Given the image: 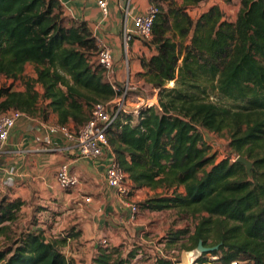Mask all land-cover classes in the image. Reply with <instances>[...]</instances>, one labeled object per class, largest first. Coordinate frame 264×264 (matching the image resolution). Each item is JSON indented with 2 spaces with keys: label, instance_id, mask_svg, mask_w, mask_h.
Here are the masks:
<instances>
[{
  "label": "trees",
  "instance_id": "16d2710c",
  "mask_svg": "<svg viewBox=\"0 0 264 264\" xmlns=\"http://www.w3.org/2000/svg\"><path fill=\"white\" fill-rule=\"evenodd\" d=\"M151 1L166 7L154 4L152 37L145 41L155 53L140 59L139 75L156 89L157 105L140 109L135 122L125 114L115 123L108 134L112 151L129 187L171 188L138 203L141 209L197 216L191 248L199 240L218 246L197 262L264 264V0H241L234 21L216 4L192 19L186 9L204 0ZM97 50L86 22L65 16L59 0H0V76L18 79L26 64L35 72L22 90L0 88V113L46 119L53 112L58 124L82 125L94 103L114 95ZM208 89L242 105L209 101ZM203 130L225 131L235 156L252 162L251 175L230 156L216 162ZM24 204L0 193V235L6 238L0 264H70L61 244L76 233L47 239L36 223L13 231ZM119 248L99 245L89 264H135L137 252L123 255ZM147 264L176 263L155 255Z\"/></svg>",
  "mask_w": 264,
  "mask_h": 264
},
{
  "label": "crops",
  "instance_id": "0c3cea01",
  "mask_svg": "<svg viewBox=\"0 0 264 264\" xmlns=\"http://www.w3.org/2000/svg\"><path fill=\"white\" fill-rule=\"evenodd\" d=\"M59 1L65 16L86 22L97 46L103 44L110 48L114 58L111 81L119 84L127 72L134 83L144 80L139 75L140 59L150 57L155 48L135 35L125 60L124 18L127 16L126 26L132 29V17L143 13L153 3L151 0H109L107 15H103L94 0ZM52 124H58L53 112L46 119L23 113L16 120L0 151V193L23 200V210L25 205L33 208L37 218L33 227L42 229L47 239L76 233V237L66 239L61 250L70 264L83 256L87 258L85 264H89L101 239L108 246H119L131 234L135 221L129 203L135 202L132 196L123 201L106 184L104 159L78 158L75 147L61 132L49 131L48 126ZM66 125L74 127L71 121ZM63 162L79 179L69 190L59 188L55 179L57 167ZM88 196L90 200L85 202Z\"/></svg>",
  "mask_w": 264,
  "mask_h": 264
},
{
  "label": "rangeland",
  "instance_id": "374dc122",
  "mask_svg": "<svg viewBox=\"0 0 264 264\" xmlns=\"http://www.w3.org/2000/svg\"><path fill=\"white\" fill-rule=\"evenodd\" d=\"M177 4H181L182 0H175ZM158 7H166L163 2H154ZM218 5L223 12L224 18L229 21H234L237 12L241 5V0H204L198 5L193 7H188L187 13L192 19H196L202 12L206 11L211 5ZM171 34V31L168 33ZM143 40V39H142ZM177 41L180 40L179 37L176 38ZM185 44L188 42L186 39ZM143 43H146L143 40ZM131 41L128 42L127 50L130 49ZM34 67L32 64H26L24 68L23 75L18 79H7L0 76V88L11 86L14 90H22L24 88V81L27 77H34ZM118 83V82H116ZM125 83V75L122 76L119 84ZM136 88L130 92L129 101L133 102L129 106L132 110L135 107L136 94H142L144 97L152 98L156 94L157 101V91H154L148 84L143 80L142 82L135 81ZM174 86V82L166 83V87L171 88ZM39 89V87L37 86ZM208 94L206 99L226 107L235 108L238 105H242L240 102H235L231 99L225 98L218 94L212 89L207 90ZM153 101H155L153 99ZM243 105L244 102H243ZM204 145L208 148V154L215 156V161L218 162L220 159L231 157L232 160L235 159V154L231 151L228 146V138L225 133H211L203 130ZM130 197L132 196L133 201L137 204V212L135 214V224L131 234H127L126 240L119 245V252L121 251L123 255H126L128 251L135 250L137 252L136 259L133 258L132 262L135 264H147L151 262L155 255H160L164 257H169L176 264L186 263L187 257L198 254L196 247H192V242L189 235L193 232L195 223L197 222V216H193L184 212H180L178 209L171 208L160 211L143 210L140 208L138 203L146 198L154 196L156 194H170V189L165 191L163 188L152 189L149 187H143L135 189L130 187ZM37 223V218L34 216V209L28 208L25 205V210L21 207L18 211L17 219L13 223V231L18 235L29 228L32 224ZM186 233H180V230H185ZM70 233V232H69ZM67 235V233H64ZM59 238H62L61 236ZM6 238L0 235V247L5 243ZM210 241V240H209ZM62 245V244H61ZM101 245V244H100ZM216 246V245H214ZM218 247V246H217ZM77 249L76 246H74ZM72 249V248H70ZM137 249V250H136ZM68 254L66 251H64ZM70 257V255H69ZM211 257V256H208ZM73 259V258H72ZM87 258H78L73 260L74 264H85ZM92 260V258H91Z\"/></svg>",
  "mask_w": 264,
  "mask_h": 264
},
{
  "label": "built area",
  "instance_id": "2783aa9c",
  "mask_svg": "<svg viewBox=\"0 0 264 264\" xmlns=\"http://www.w3.org/2000/svg\"><path fill=\"white\" fill-rule=\"evenodd\" d=\"M109 0H94L95 4L102 11L103 15L108 13ZM158 12V7L150 4L147 9L140 14L132 17L133 28H127V16L124 18V33H123V55L127 60V45L133 36H138L141 39L149 40L152 37V24ZM126 10V14H127ZM98 61L101 67L106 71L108 79L111 81V72L114 68V58L110 48L106 45H98L97 50ZM114 89V95L106 101H99L93 104L87 120L78 127H68L67 125L52 124L48 126L51 133L61 132L65 139L73 144L78 158L89 159H104L105 160V177L106 184L115 189L119 197L123 201H127L130 196V187L126 183V173L122 169L108 141V134L114 128L118 120H122L125 114H131L134 120L137 121L140 109L157 105L156 94L152 97H144L142 94H136V104L134 109L130 110L129 96L136 86L131 81L127 72L125 83L118 84L111 81ZM156 91V89H153ZM153 99L155 101H153ZM23 114L19 110H8L0 113V151L3 149L6 140L9 136L10 129L14 126L16 120ZM237 157H235L236 159ZM234 159V160H235ZM56 182L62 190H69L75 187L79 179L69 171L66 162L60 163L55 173ZM90 200L89 196L84 198L85 202ZM132 213V219L138 210L135 203H129ZM100 244L107 246L105 239L100 240ZM199 253L187 257L186 263L182 264H209L208 262L199 263L197 258ZM215 258V257H211ZM231 264H237L233 261Z\"/></svg>",
  "mask_w": 264,
  "mask_h": 264
},
{
  "label": "water",
  "instance_id": "95a60500",
  "mask_svg": "<svg viewBox=\"0 0 264 264\" xmlns=\"http://www.w3.org/2000/svg\"><path fill=\"white\" fill-rule=\"evenodd\" d=\"M237 162H240L241 164H243L245 166V169H246V173L248 175H251V168H252V162L247 159L246 157L244 156H238L236 159H235ZM214 249H217V245L216 246H212V247H205L202 245V242L201 240H199L197 246H196V250L199 254H202L203 252H210Z\"/></svg>",
  "mask_w": 264,
  "mask_h": 264
}]
</instances>
